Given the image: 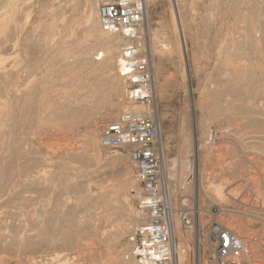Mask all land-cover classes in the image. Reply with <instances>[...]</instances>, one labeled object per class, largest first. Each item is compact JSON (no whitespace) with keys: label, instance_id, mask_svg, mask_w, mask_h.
Returning <instances> with one entry per match:
<instances>
[{"label":"rangeland","instance_id":"374dc122","mask_svg":"<svg viewBox=\"0 0 264 264\" xmlns=\"http://www.w3.org/2000/svg\"><path fill=\"white\" fill-rule=\"evenodd\" d=\"M176 1L177 6L174 0H145V9L148 26L154 34L152 45L156 53L153 51L152 61L158 74L155 102L149 111L159 124V142L172 176L170 183L181 185L188 176L189 162L193 164L195 160L198 161V171H202L201 176L205 178L199 189L200 211L204 219L199 228V243L193 231L196 214L191 198L197 187L195 167L190 169L192 178L187 190L180 187V192L175 195L174 209L178 214L183 213L185 248L196 261L198 258L197 264H219L209 233L210 225L215 221L246 242L251 263L245 260L241 264H264V130L257 132L255 127L245 128L243 124L223 120L219 125L226 127H223V137L237 141L241 153L233 152L219 139L212 144L211 158L204 165L202 160L206 151L202 148L205 145H202L199 128L200 113L191 109L198 95L189 93L190 88L196 91L200 87L213 64L216 63L222 71L233 50H239L233 52L234 61L249 67L248 79L252 87L259 86L264 78L257 67L258 62L264 67V0ZM94 5L95 0H0V26L3 27L0 29V237L4 239L0 244V264H28L31 258L51 260L53 255L66 258V264H87L90 254H94L96 264H113L105 258L107 241L113 238L117 228L128 224L121 210L112 211L107 207L112 195L107 186L119 182L126 170L136 181L135 172L125 151L99 147L101 127L123 112L118 109L109 115V106L119 100L122 106H126L123 81L117 74V67L113 65L109 73H91L85 68L79 71L78 79L69 74L54 75L56 71L52 68L53 55L61 47L73 46L72 49L77 51L79 44L89 46L85 20L93 13ZM251 23L260 30L262 45L258 43L255 48L253 42L244 36H247ZM52 25L55 27L51 28ZM149 41L147 36L148 52ZM231 41L233 50L229 47ZM90 53L93 59L95 50ZM183 53L187 58V70L181 65ZM77 56L72 55L70 59ZM198 65L202 68L197 69ZM44 76L45 83L40 87L39 82ZM113 77L120 87L118 97L108 91ZM20 86L28 91L38 88L45 92L40 101L39 94L35 93L31 100L20 105L17 104L20 94H13L17 89L20 91ZM92 86L104 88L106 97L103 100L107 106L99 103L101 95L89 96ZM75 91L86 97V111L68 97ZM100 94H103L102 90ZM67 99H71L68 102L77 112L72 120L59 122L61 116L55 112ZM96 103L99 108L88 114ZM5 114L9 115L5 117ZM89 136L93 139L91 143ZM12 140L17 141L15 147H3L5 142ZM241 154L247 161L237 167L234 164ZM114 158L122 161L115 163ZM181 165L188 166L181 169ZM207 183L213 186L221 183L223 203L205 197L203 191L207 190ZM136 184L138 186L137 181ZM132 190L128 188V192L134 195ZM140 196L139 200L128 201L135 210H138L141 193ZM124 203L121 198L115 199L117 207L124 206ZM68 209L71 210L64 226L68 232L66 242L42 244L38 240V230L44 228L41 221L50 212L63 213ZM139 220L141 218L128 224V231L110 243L115 250L114 257L119 259L129 247L128 239L135 233ZM70 230L78 235L77 241Z\"/></svg>","mask_w":264,"mask_h":264},{"label":"bare ground","instance_id":"6f19581e","mask_svg":"<svg viewBox=\"0 0 264 264\" xmlns=\"http://www.w3.org/2000/svg\"><path fill=\"white\" fill-rule=\"evenodd\" d=\"M97 3H98V0L97 1L95 0V5H94L93 13L91 15H89L86 18V20H85V22L87 24L86 39H87V41H90L89 46H85L83 44H79V48L77 49V51H74L72 49L73 46L72 47L63 46L59 50H57V52H55V54L53 55L54 56L53 57V61L54 62L52 63V68H55V71H56L54 75H58V74H61V75H63V74H69L74 79H78V77H79L78 76V73L82 69H85L86 68L91 73L92 72L94 73L96 71H101V72H104V73H109L110 68L113 65H116L117 70H118L117 71V74H118V76L120 78V73L123 72V69H122L121 66L117 65V62L119 63L120 60H121L120 50H121V47H122V45H121L122 44V38L119 35L106 34V33H102L100 31L99 25H98V20H97ZM144 3H145V0H144ZM174 4H175V6L178 5L176 0H174ZM12 6H15V5L12 4ZM5 10H6V8H5ZM145 12H146V9H145ZM250 19L251 18H249L248 20L251 21ZM243 22H244V20H243ZM3 24L5 25V23H3ZM52 27L54 28L55 26L52 25L51 28ZM259 27H260V25H259ZM2 28L0 26V29H2ZM143 28L146 29V31H144L145 32V36H146V40H147V36L151 40V42L149 41L150 42V45H149V52H148V54H149L150 60H151L152 83H153V92H154V98H155L156 97V91H157L156 90V79H157V75L158 74H157L156 65L152 61V59H153L152 58L153 57V51L155 49H154V46L152 45V43H153L152 42V40H153L152 39V34L153 33H152V31L150 30V28L148 26L147 12L145 13V17H144ZM244 29H245V27H244ZM248 29H250V30L248 31L247 36L245 34L246 32L244 33L245 34L244 36L246 37L245 39H247V37H248V39L251 40V42H253L254 48H255V45L258 44V43H260L259 45H262L261 44V41H260L261 40L260 33L258 32L260 30H257V28L252 23L249 24V28ZM50 30H52V29H50ZM54 32H56V31H54ZM58 35H59V33H58ZM153 36H154V34H153ZM236 39H238V38H236ZM232 41L230 43L229 42H226V44L229 43L230 44L229 47L233 50V46H234L233 42H235V40L233 42ZM236 41H238V40H236ZM49 43L51 44V42H49ZM155 44H157V43H155ZM223 47L224 46H221V48H223ZM239 47H241V46H239ZM261 47H260V49L264 48V47H262V48ZM97 48H101V49L98 50ZM145 49L148 51L147 42L145 43ZM240 49L246 50L245 48H240ZM90 50L91 51L92 50H95L94 58L93 59H92V54L90 53ZM155 51H154V53H156ZM238 51L235 52L233 50V52H235V53H238ZM262 51H263V49H262ZM233 52L230 53L231 54L230 56H228L229 55V53H228V55H227L228 56V59L226 61L224 60L225 63H224V68L222 69V71L219 70V68H218V66H217L216 63L213 64L211 66V69H210L209 73L207 74L206 78L203 80V82H201L202 84L200 85V87L196 91L194 89H191V88L189 89L190 90L189 93L196 92L197 95H198L197 100L196 101L194 100V107H193V103L191 104V109L192 110L193 109L194 110H199V113H200L199 114V119H200L199 128L201 130V137H202L201 140H203V143H204V144L202 143V145H205L202 148H205V151H206V155L204 156V159L202 160V162L204 163V165H205V162H209L208 159L211 158L210 156L212 155V150H211L212 144L214 143V141H218L219 139L220 140H223L224 143L226 142L227 145H228V148L230 147V149L233 152L236 151L238 154L241 153V149L242 148L239 147V143L237 141H232L229 138L223 137V134H225V130L223 129L224 125H223V127L222 126H219V125H221V122L223 120H225V122L226 121L227 122L233 121L235 123L243 124V127H245V128H247V127L249 128V126L255 127V129L257 130V132L264 130V78L261 80V82L258 83L259 86L252 87V85L250 84V80L248 79L249 67L246 66V65H239L236 61H234L235 60L234 59L235 54ZM255 52H257V51H255ZM223 53H222V55H224L226 52L224 54ZM261 53H263V52H261ZM75 54H77L78 56L75 57V58H73V59H70V57L72 55H75ZM219 58H220V56H219ZM61 61H62V63L60 64ZM181 65H183V67H185V69L187 70V58H186L185 53H183V58H182V61H181ZM258 65L259 66H257V67H260L259 70L261 71V75L263 77L264 76V67L261 66V64L259 62H258ZM52 68H50L51 69V72H52ZM196 68L197 69H200L202 67H200L198 65V67H196ZM197 69H196V71H198ZM202 72H203V69H202ZM186 74H187V81L189 82L188 73H186ZM113 75H115V74H113ZM109 77H110V75H109ZM114 77L117 78V75H115ZM114 77L111 78V84L108 87V91H111V93L114 94L115 97H118V95L120 93V87H119V84H118V80L116 82V78H114ZM102 79H104V78H102ZM252 81H254V80H251V82ZM44 83H45V76L39 82V86L41 87V85H43ZM94 87L95 86H92L90 88L89 96L90 95H93V96L96 97L97 95L98 96L101 95V99H100V102L99 103L102 106H107V102L105 100H103L106 97V93H104L105 92L104 91V88L102 87V88L99 89V88H97V86L95 88ZM19 89H20V91L17 89L16 91L13 92V94L15 96L20 94V100L17 101V104L20 103V105H24L27 102V100H31L34 97V94L35 93L36 94H39L38 100L40 101L42 99V94L45 92V91L40 90L38 88H33L32 90L28 91L27 88H24V87H21V86H20ZM100 90H102V93L103 94H100ZM68 97H71V99L75 100V102H78L77 105L82 110L86 111V109H85V106L86 105H84V102L86 101V97H84V96L82 97L81 94L78 93L77 91H75L73 95H69ZM71 99H67V102L65 101L64 105L60 108V110L57 111V112H55V113L59 114V116H61V118L59 119V122H66L68 120L69 121L72 120L73 117H74L75 112H77V109L74 108V106H72L68 102V101H71ZM119 99H121V98H119ZM119 101L116 102V103H114V104L112 103L111 106H109V110H108L109 115H111L113 111H116L118 109L119 110L122 109V111L124 109H126V106H122V104ZM92 108L93 109L90 112H88V114H92L95 111V109H98L99 108V106H98V104L97 105H93ZM133 109L135 111H143L144 110V108L141 107V106H137V107H135ZM8 115L9 114H7V115L5 114V117L8 116ZM5 121H6V119H5ZM1 123H4V122H1ZM224 128H226V127H224ZM221 129L224 130V132L223 131H220ZM237 129L235 128L236 131H237ZM5 130H6V128H5ZM239 140L243 142V140H241V139H239ZM88 141L90 143L93 142V139H92L91 136L88 137ZM185 142L187 143L186 140H185ZM16 145H17V141L12 140V141L5 142L3 144V147H6L7 149H10L11 147H15ZM183 146H185V145H183ZM243 146H244V144H243ZM99 147L101 148L100 141H99ZM219 156H217V157H219ZM243 156H245V155H242L241 157L239 156L238 159L235 161V164L234 165H237V167H238L242 163V161H247L246 158L243 157ZM212 157H214V156H212ZM63 161L64 160H62V162ZM121 161H122V159H120V158H114L113 159V162H115V163H118V162H121ZM221 161H222V159H221ZM165 163H166V160L163 157L164 179H165V183H166V186H167L166 194H167V197H168V205H169L170 214H171V218H172V225H173V228H172V238H173V246H174V253H175L176 264H197V261H199L198 258H197V261H196L194 259V257L192 256L191 252L189 251L190 253H188V250L185 248V243H184L186 241V240L184 241V239H185L184 238L185 237V235H184V232L185 231L184 230L185 229H184V223L182 222V214L183 213H181V214L176 213V211L174 209V205H176V204H174V203L176 201L175 200L176 193L177 192H180V189L179 188L181 187V188H184L185 190H187L189 181H191V178H192L190 169L195 167L197 169L196 170L197 171L196 172L197 175H195L196 176V180H197V187H196L195 193L192 194V197L191 198L194 199V212L196 214L195 215L196 216L195 217V226L193 227V231L196 234L195 237H196L197 243H199V228L202 225V222L204 221V219L202 218V215H201V211H200V204H199V202H200L199 201L200 200V193H199V189L202 188V182L204 181L205 178H202V176H201V174H202L201 172L202 171L201 172H200V170L198 171V161L195 160V162L193 161V164L189 162L190 165L187 163L189 166L188 165L184 166V167H187L188 166L189 167L188 168L189 170L187 172L188 173V176L186 177L185 180H183V183L181 185H176V184H173V183L171 184L170 183V180H171L172 176L170 175L171 173L169 171V167H167ZM184 163H182V164L184 165ZM226 163L227 162H225V165L226 166L230 164V163L229 164H226ZM64 164H68L69 165V163H64ZM73 166H75V165H73ZM181 166H179V167L181 169L182 168L184 169V167L183 166L181 167ZM231 166H232V164H231ZM250 167H251V165H250ZM71 168H72V166H71ZM202 169L204 170V168H202ZM222 179H221V181H222ZM133 180L134 179H133L131 173L128 170H126V172L123 175V178L119 182L107 186V189L110 191V194H112L110 200L106 204L107 207H109V209H112V211H116L117 209H118V211L121 210L122 213L124 214L125 219H126V222H128V224L136 221L138 218H141V220H142L141 212H139L138 210H135V208L133 209L129 205V203H128V201L130 199H138L139 197H141L140 196V193H141L140 192L141 191L140 190V187L138 188L139 184L137 186V184H136V181L137 180L136 181H133ZM224 180H225V178L223 179V181ZM33 181L35 182V180H33ZM220 184H218V185L216 184L215 186H213L212 183H207V187H206L207 190L203 191L205 197L207 199L208 198L209 199H212L213 201L215 200L214 202L218 201V202L223 203L224 202V199H223V189H222V185H220ZM210 185H211V187H210ZM128 188L131 189V190L134 189V190L131 191V193L134 192V195H131L130 192H128ZM202 190H204V189H201V191ZM77 193H79V192H77ZM224 194H226V193H224ZM235 196L236 195H234V197ZM73 197H74V195H73ZM234 197L232 196L233 199H234ZM49 198H50V196H49ZM118 198H121L122 200L125 201L124 206L123 205L122 206H119V207L116 206L115 199H118ZM68 200H70V199H68ZM59 203H60V201H59ZM41 208H44V207H41ZM70 210L68 209V210H66L63 213L50 212L47 215V218L44 221H41L42 222L41 224L43 225L44 228H42V227L39 228V226H38L37 229L39 228V230H38V240L42 244L43 243L50 244V243L53 242L55 245H58V244H62V243L64 244L66 242V236H67L68 232H67V230L65 229L64 226L68 223V217H69ZM210 213H211V211H210ZM34 216H36V215H34ZM31 218H33V216ZM141 220H139V222ZM184 220L187 222V220L185 219V217H184ZM214 223H217V222L213 221L211 223V225H210V228L212 227V225ZM81 225H82V222H81ZM127 225H125L124 227L117 228L116 232L114 233L113 238L110 241H107L108 246L106 248L105 258H107V260L108 259L111 260L113 264H137L136 254L133 253L132 249H130L129 247L128 248H125V251L120 255L119 259L117 258V256L114 257V255H113V253H114L115 250L113 249V247H112L111 244L114 241V239L116 240L117 237L125 234L128 231ZM51 228H52V230H50ZM71 230H70V232H71ZM71 233L74 236V240L77 241L78 240V235L76 234V232H71ZM210 238H211V235H210ZM238 239L241 242V244L246 248V242H244L240 238H238ZM3 242H4V239H2L0 237V244H2ZM213 242H214V240H213ZM214 244H215V242H214ZM214 249H215V246L213 248V253H214ZM246 250H247V248H246ZM214 256H215V254H214ZM51 258H52L51 260H41V259H36V258H33L32 259L31 258L29 260V263L28 264H66V261H67L66 258L61 259L57 255H53ZM250 258L251 257L249 255L248 250H247L246 257L245 258H242V261L241 262L247 260V261H250V263H251V259ZM17 262H20V261H17ZM97 262L98 261H97V259H95L94 254H90L88 256V262H87V264H96ZM217 262H218V260H217ZM222 264H225V263L223 262Z\"/></svg>","mask_w":264,"mask_h":264},{"label":"built area","instance_id":"2783aa9c","mask_svg":"<svg viewBox=\"0 0 264 264\" xmlns=\"http://www.w3.org/2000/svg\"><path fill=\"white\" fill-rule=\"evenodd\" d=\"M144 0H98L97 20L102 33L122 38L121 60L126 109L99 133L104 150L125 151L135 172L142 198L141 223L128 239L137 264H176L172 218L166 194L159 125L150 107L155 98L151 60L145 49ZM141 106L143 111L133 108ZM188 223V221H187ZM219 264H241L247 250L235 234L214 223L209 229Z\"/></svg>","mask_w":264,"mask_h":264}]
</instances>
